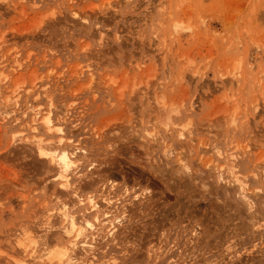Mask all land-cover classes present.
Instances as JSON below:
<instances>
[{"label":"rangeland","instance_id":"1","mask_svg":"<svg viewBox=\"0 0 264 264\" xmlns=\"http://www.w3.org/2000/svg\"><path fill=\"white\" fill-rule=\"evenodd\" d=\"M0 90V264L75 204L32 106L78 150L74 188L122 201L99 264H264V0H0Z\"/></svg>","mask_w":264,"mask_h":264},{"label":"bare ground","instance_id":"2","mask_svg":"<svg viewBox=\"0 0 264 264\" xmlns=\"http://www.w3.org/2000/svg\"><path fill=\"white\" fill-rule=\"evenodd\" d=\"M4 78L7 79L6 76ZM2 96L3 92L0 90L1 102H3ZM6 99V104L7 102H12L14 109H16V107L20 104V99L17 95L12 98L7 97L5 100ZM2 107L3 106L0 105V115H9L8 112H2ZM32 107L31 109L29 108L28 111L24 112V116H28L29 113H33V123L32 125H29L35 134L39 132V126L42 125L46 131L59 137V141L54 143L53 140H45L42 139L43 137L39 138L34 136V138L37 139L35 141L37 154L41 159L50 162V164L54 166L52 168H55L56 171H54V169L53 171L56 172V174H54L55 176L53 178L59 181L60 186H58L59 188L62 187L61 190H64L72 196L74 195L75 204H73L74 200L72 202L70 200L69 202V200L66 201V198L64 200L65 202H61V200L56 201L58 206L54 205L56 208L53 207L52 210H48L45 215L46 220L42 225V234H35L32 232H22L18 234L15 243L17 244L19 251L16 249V253L17 251L19 252V256L21 257L19 258L21 260H18L17 263L30 264L36 262L37 264H99L97 254L98 244L100 242L107 241L109 238L113 240L119 225L122 224L126 216L125 211H120L121 209L119 208L122 201L115 197L116 189L112 185H109V187H106L105 189V186H103L102 193L104 196L101 195V198L98 200L93 195L85 197L74 188V178L80 173L78 165L80 160L78 150H71L72 147H68L70 141L66 138L65 130L61 124L55 120L52 111L49 110L48 114H44L43 111L39 110L40 108L36 110ZM67 141H69L68 144L66 143ZM52 142L53 144H51ZM234 178H236V176ZM244 183L237 184L236 182L235 184H237L236 186L240 185L238 186L240 192L243 191V197L248 200L249 197L245 196L247 195L245 192L249 189H247V185ZM126 194L127 192L125 191L120 197H124ZM255 194L256 193L253 195ZM257 195L259 194H256L255 196ZM58 197L56 198L57 200L59 198L61 199V197ZM78 208L84 211V214L82 213V215L78 216L79 218L75 215V209L77 210ZM53 218H57V220L59 219L57 222H59L60 225L59 223L55 224L66 236L68 242L66 245L57 244L56 247L51 248V246L45 244V241L48 234L53 231L54 228H57L55 227ZM61 232L60 234H62Z\"/></svg>","mask_w":264,"mask_h":264}]
</instances>
